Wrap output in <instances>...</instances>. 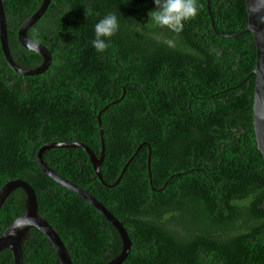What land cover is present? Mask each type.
Here are the masks:
<instances>
[{"label":"trees","instance_id":"16d2710c","mask_svg":"<svg viewBox=\"0 0 264 264\" xmlns=\"http://www.w3.org/2000/svg\"><path fill=\"white\" fill-rule=\"evenodd\" d=\"M0 1L13 62L37 66L41 56L18 43L16 29L41 0ZM198 4L176 34L149 20L153 0H49L26 29L49 51L47 68L18 74L0 51V186L19 178L32 187L37 213L73 264H103L119 251V236L38 167L35 153L45 142H81L96 156L102 144L100 180L80 147H48L41 159L121 223L130 246L119 264H264V163L251 123L254 44L249 32L215 33L245 26L244 2ZM109 12L119 30L99 53L94 26ZM126 162L118 181L105 185ZM23 197L15 188L1 202L0 232L23 211ZM21 260L59 264L35 228ZM0 264H12L9 250L0 251Z\"/></svg>","mask_w":264,"mask_h":264},{"label":"water","instance_id":"95a60500","mask_svg":"<svg viewBox=\"0 0 264 264\" xmlns=\"http://www.w3.org/2000/svg\"><path fill=\"white\" fill-rule=\"evenodd\" d=\"M49 0H41L38 7L26 17L16 29V39L18 43L28 51L34 52L41 56V62L31 68H23L15 64L10 56L7 39H6V27L2 4L0 1V51L6 62V64L16 73L21 75H33L42 72L48 66L51 61V56L47 48L37 41L29 38L26 35V29L37 20L45 9ZM207 5V4H206ZM245 12H246V25L244 28L234 33H220L215 32L218 36L229 37L242 34L249 31L254 40V64L249 72L253 74V90H252V102H251V123L254 134L255 147L259 150L261 159L264 163V0H244ZM207 15L209 18L210 27L214 30L211 14L209 7L206 6ZM98 121V118H96ZM99 128V123L97 125ZM101 131H99V136ZM101 140V139H100ZM101 143V141H100ZM77 146L80 147L88 156L90 164L93 169V173L100 180L99 164L103 158V147L100 144V151L96 156L93 151L85 144L81 142L73 141H54L45 142L36 150L35 161L38 167L49 177L57 181L62 186L73 191L87 203L92 205L103 217H105L111 225L115 228L120 239L119 251L116 255L110 258L104 264H119L126 256L130 240L126 234L125 229L121 223L92 195L88 194L85 190L81 189L74 183L69 182L63 177L56 174L48 166L45 165L41 159V154L44 149L48 147H68ZM136 151V150H135ZM131 157H129L130 159ZM128 162V161H127ZM127 162L121 167V170L116 179L110 183L105 184L111 186L115 184L122 171L125 168ZM147 175L149 174L148 159H147ZM103 183V182H102ZM20 188L24 197L23 200V211L18 214L14 220L8 224L0 232V251L3 249L9 250L11 254L12 264H22L21 260V244L26 239L29 228H35L39 230L50 242L52 249L59 261V264H72L69 255L63 245V242L54 231V229L48 224V222L37 213L36 199L32 187L24 180L15 178L7 180L0 186V204L5 196L13 189Z\"/></svg>","mask_w":264,"mask_h":264},{"label":"clouds","instance_id":"9594fccd","mask_svg":"<svg viewBox=\"0 0 264 264\" xmlns=\"http://www.w3.org/2000/svg\"><path fill=\"white\" fill-rule=\"evenodd\" d=\"M153 2L156 6V9L148 13L150 18L149 20H151V22H153L155 26L160 28H167L168 30L176 34H179L183 30L185 22L194 19L197 16L201 7V5L198 4V0H153ZM118 30L119 19L117 14L115 12L107 13L94 26L95 38L91 42L92 47L99 53L105 52L110 47V42H106V39L110 40V38L114 36ZM166 42L169 46H174L173 40L169 39ZM252 42L254 44V40Z\"/></svg>","mask_w":264,"mask_h":264},{"label":"flooded vegetation","instance_id":"af4514ba","mask_svg":"<svg viewBox=\"0 0 264 264\" xmlns=\"http://www.w3.org/2000/svg\"><path fill=\"white\" fill-rule=\"evenodd\" d=\"M67 253H68V251H67ZM68 255H69V253H68ZM69 258H70V255H69ZM111 258H112V257H111ZM70 260H71V258H70ZM108 260H109V259H108ZM108 260H107V261H108ZM107 261H105V262H107ZM105 262H104V263H105ZM71 263L73 264L72 261H71ZM104 263H103V264H104Z\"/></svg>","mask_w":264,"mask_h":264}]
</instances>
